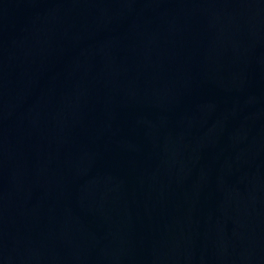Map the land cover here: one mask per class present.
I'll return each mask as SVG.
<instances>
[{
  "label": "water",
  "instance_id": "water-1",
  "mask_svg": "<svg viewBox=\"0 0 264 264\" xmlns=\"http://www.w3.org/2000/svg\"><path fill=\"white\" fill-rule=\"evenodd\" d=\"M0 264H264V0H0Z\"/></svg>",
  "mask_w": 264,
  "mask_h": 264
}]
</instances>
